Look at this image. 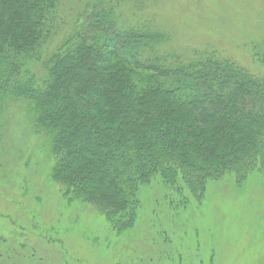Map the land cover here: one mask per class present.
<instances>
[{"label": "trees", "instance_id": "1", "mask_svg": "<svg viewBox=\"0 0 264 264\" xmlns=\"http://www.w3.org/2000/svg\"><path fill=\"white\" fill-rule=\"evenodd\" d=\"M159 1L0 0V142L4 110L28 103L64 220L95 211L117 243L141 233L151 192L167 216L166 204H200L210 181L264 179V38L175 47ZM180 218L161 251L147 243L125 264H169L195 224Z\"/></svg>", "mask_w": 264, "mask_h": 264}, {"label": "rangeland", "instance_id": "2", "mask_svg": "<svg viewBox=\"0 0 264 264\" xmlns=\"http://www.w3.org/2000/svg\"><path fill=\"white\" fill-rule=\"evenodd\" d=\"M157 8L158 24H170L174 30L175 47L216 42L224 51L226 41L237 45L264 38L260 23L264 0H160ZM83 20L84 16L80 23ZM34 112L28 103H10L3 112L0 226L7 227L9 234L0 227V241L1 251L9 257L6 264H125L123 255L142 252L147 243L153 253L161 251L158 235L169 231L166 222L178 217L195 222V227L191 224L193 228L178 235L182 240L169 264H264V179L260 176L249 177L243 184L229 177L210 181L205 198L195 203L197 210L195 204L186 211L184 205L174 211L166 204L169 219L151 192L144 198L148 206L141 233L126 242L117 243L109 236L107 221L95 211L88 209L82 216L64 220L60 208L65 202L49 179L54 163L49 137L35 124Z\"/></svg>", "mask_w": 264, "mask_h": 264}]
</instances>
